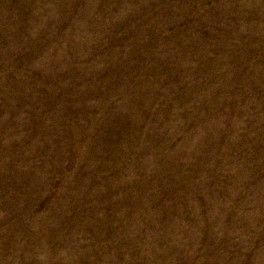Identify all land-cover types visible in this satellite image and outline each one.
Segmentation results:
<instances>
[{"label":"rangeland","instance_id":"rangeland-1","mask_svg":"<svg viewBox=\"0 0 264 264\" xmlns=\"http://www.w3.org/2000/svg\"><path fill=\"white\" fill-rule=\"evenodd\" d=\"M0 264H264V0H0Z\"/></svg>","mask_w":264,"mask_h":264}]
</instances>
